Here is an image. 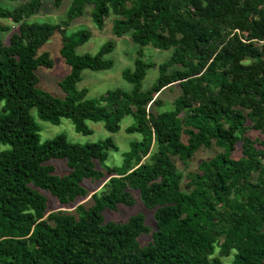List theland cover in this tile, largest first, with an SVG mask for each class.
<instances>
[{"label":"trees","instance_id":"16d2710c","mask_svg":"<svg viewBox=\"0 0 264 264\" xmlns=\"http://www.w3.org/2000/svg\"><path fill=\"white\" fill-rule=\"evenodd\" d=\"M43 0H27L0 17L14 26L0 37V264H264V0H73L66 18L30 20ZM62 0H53L55 6ZM91 4L102 27L114 15L112 32L139 46L132 68L121 76L131 87H115L97 98L78 87L85 69L113 65L115 43L95 53H78L86 28L66 33ZM9 26L0 24V32ZM62 34L60 54L70 66L58 82L65 96L37 88V66L51 67L43 43ZM172 48L158 64L142 48ZM158 67L155 81L141 82ZM172 84L180 93L172 107L159 92ZM36 115L50 123L69 118L89 134L87 121H102L109 132L125 115L137 132L119 165H104L111 138L78 143L58 134L40 141ZM258 136L251 137L250 131ZM220 148L183 174V164L201 147ZM240 149L238 157L233 152ZM51 159H64L56 172ZM101 166H99V165ZM138 191L154 208L150 231L141 213L125 222L105 220L103 211L131 204ZM46 190L58 204L50 208ZM87 198L86 201H83ZM151 232L146 243L141 233Z\"/></svg>","mask_w":264,"mask_h":264},{"label":"rangeland","instance_id":"374dc122","mask_svg":"<svg viewBox=\"0 0 264 264\" xmlns=\"http://www.w3.org/2000/svg\"><path fill=\"white\" fill-rule=\"evenodd\" d=\"M27 0H0V6L13 9L18 4ZM73 0H62L59 5L55 6L53 0H43L41 9L30 20L57 22L66 18L69 7ZM92 5H85V11L80 16L75 17L67 26L66 33L86 28L91 31L90 38L84 43L76 46L78 53H95L99 46L108 39L114 40V47L112 51L107 55L113 60V65L104 70H91L85 69L82 72V79L77 84L78 87L87 88V97L97 98L104 94L106 90L115 87H121L125 90H129L131 85L121 76V71L124 68H132L133 60L136 56V51L139 46L130 40L127 34L117 37L112 32L113 18L112 13L105 19L102 27H98L91 17ZM0 24H6L9 26L8 30L0 32V37L3 41H7L10 33L14 30L13 24L6 18L0 17ZM62 44V34L55 31L40 47L39 52L46 51L52 59V66H37L35 73L39 80L36 84L37 88L46 91L49 94L63 98L65 93L58 85V82L69 72L70 66L65 62L64 58L60 54V47ZM143 57L147 61H153L155 63L166 60L172 53V48L159 49L151 45H146L142 48ZM157 65H153L147 69L146 75L141 82V88L145 89L149 87L156 79L158 75ZM180 93V87L177 84H172L169 87L164 88L158 94L163 100V106L157 109H168L172 107V100ZM3 102L0 101V108ZM31 113L35 117L36 123L39 125V137L40 141L50 139L58 134H64L68 140L78 143L93 142L105 137H110L113 143V147L108 149V156L104 161V165H119L123 158V153L126 152L130 145L131 140L139 139L140 135L137 132H127L125 127L133 122L131 115H125L120 122V129L116 132L107 131L102 121H87L88 126L92 129L89 134H82L74 129L72 121L67 118H61L59 123H50L39 118L36 115L35 109H31ZM250 136H258L257 131H250ZM1 148H7L8 144H1ZM220 148L212 145L211 147H201L193 155V157L183 164L177 158L179 170L185 174L189 170H195L201 159L208 158L214 155ZM233 155L238 157L240 155V149L238 148L233 152ZM50 163L56 165L57 173H64L67 170L64 159H51ZM99 165V164H98ZM101 166V165H99ZM43 194L48 198V204L50 208L54 209H73L76 203L62 205L58 204L56 197L51 195L46 190H41ZM131 194L134 197V201L131 204L119 203L115 209H105L103 216L105 220H111L115 222H125L128 218L134 214L141 213L144 216L145 224L150 228V231L156 228L154 219V208H147L144 206L140 199L137 190L132 189ZM84 198L83 201H86ZM151 239V232L141 233L139 235V241L146 243ZM230 257L223 258L224 264H230Z\"/></svg>","mask_w":264,"mask_h":264}]
</instances>
